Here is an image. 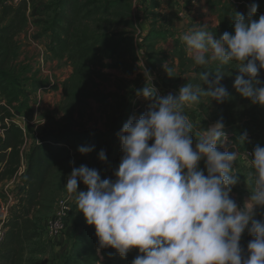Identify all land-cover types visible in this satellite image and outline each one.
I'll return each mask as SVG.
<instances>
[{"label":"rangeland","instance_id":"1","mask_svg":"<svg viewBox=\"0 0 264 264\" xmlns=\"http://www.w3.org/2000/svg\"><path fill=\"white\" fill-rule=\"evenodd\" d=\"M26 1V21L15 29L11 23L16 12H5L0 6V65L18 75L29 93L26 101L31 110L16 117L23 127L24 148L28 149L42 133L65 131L70 134L71 142L67 144L74 156L54 172L41 204L24 210L40 231L29 242L22 264H64L75 230L86 223L65 188L73 168L85 165L98 170L102 179L114 180V170L119 167L116 156L123 155L115 144L118 127L128 118L137 90L155 80L166 87L164 96L176 95L188 82L202 84L201 72H212L214 78L219 65L194 67L181 34L207 22L208 30L218 39L214 31L219 29L228 5L233 4L232 9L243 14L252 2L264 6V0H79L82 8L78 14L63 0ZM19 2L5 0L4 4L16 8ZM213 19L219 23L216 28L211 27ZM233 23L231 20V27ZM145 27L162 31L167 38L147 39ZM64 29L69 30L71 49L64 57L55 58L49 49L51 36L54 32L56 37L66 38ZM81 45L90 47L86 58L82 57ZM78 49L81 52L74 53ZM165 63H169L174 76L164 70ZM235 66L233 61L221 69L225 73L222 84L230 98L218 103L202 97L200 104L186 110L194 124L206 128L222 118L230 129L264 128V107L253 105L233 87L239 75ZM260 79L264 81V75L260 74ZM204 87L207 89V85ZM224 131L230 136L231 132ZM236 140L240 141L235 139L232 145H238ZM93 145L94 151L88 154L78 151L80 146ZM101 150H105L107 161L99 159ZM245 164L238 156L239 181L230 194L240 206L252 194L247 182L250 175L243 172ZM200 167L204 169L203 161ZM21 187L19 178L0 180V220L6 216V202L10 201L11 206L18 201ZM79 189L87 190V186L79 182ZM64 197L69 199L70 221L65 233L53 239L44 233L43 226L53 215L57 201ZM255 219L264 220V209L257 210ZM242 235L249 234L245 231Z\"/></svg>","mask_w":264,"mask_h":264},{"label":"clouds","instance_id":"2","mask_svg":"<svg viewBox=\"0 0 264 264\" xmlns=\"http://www.w3.org/2000/svg\"><path fill=\"white\" fill-rule=\"evenodd\" d=\"M258 8L252 3L247 16L235 12L234 32L219 39L207 22L181 34L194 67L219 65L214 78L212 72H201L202 84L188 82L176 95L161 97L149 83L137 90L151 103L118 133L123 155L114 180L102 179L98 170L85 165L68 175L69 199H75L86 223L95 227L98 249L111 247L121 258L138 249L131 264H264V220L255 219L257 210L264 209V146L246 153L252 194L240 206L230 196L239 181V153L226 148L223 119L204 128L186 115L202 97L218 103L230 98L221 69L233 61L239 70L236 92L264 107V14L255 19ZM163 67L174 76L169 63ZM145 76L148 81L147 71ZM246 139V133L239 138L242 143ZM94 149L80 146L78 151ZM98 155L107 161L105 150ZM79 182L87 190H80ZM245 231L253 237L246 254L240 243Z\"/></svg>","mask_w":264,"mask_h":264},{"label":"trees","instance_id":"3","mask_svg":"<svg viewBox=\"0 0 264 264\" xmlns=\"http://www.w3.org/2000/svg\"><path fill=\"white\" fill-rule=\"evenodd\" d=\"M5 0H0V6L5 12H16V19L11 23L12 29L26 21V10L28 2L20 0L18 6L4 4ZM67 1L68 8L77 13L82 8L79 0ZM238 1V0H237ZM240 1V0H239ZM257 3L258 2H252ZM255 19L264 14V6L260 3ZM233 4L227 6L225 14L215 35L219 39L224 32H234L230 26V21H234L235 12ZM249 7L246 8L247 16ZM226 17V15H228ZM66 38L56 37L52 33L49 49L55 58H62L64 54L71 49L68 40V31ZM147 39H166V33L162 31H151ZM82 53L87 57L88 46H83ZM120 46L116 47V50ZM80 53L81 50H74V53ZM113 52V50H112ZM89 54V53H88ZM77 57L80 55L75 54ZM264 75V69L260 70ZM28 90L21 83L20 77L13 71L0 65V120L4 124V137L0 138V180L19 178L22 184L18 195V201L15 210L5 222L6 234L0 244V264H22L24 252L30 241L39 234V227L30 217L24 215V210H32L41 204V198L45 188L50 183L54 172L70 161L74 156L72 148L67 143L71 142L70 134L62 131L58 133H42L28 149L24 148L25 135L21 127L14 122L17 113L24 114L31 110V105L27 103ZM7 122V124H6ZM226 125V124H225ZM91 143V142H89ZM150 144L152 141L149 142ZM24 166V173L19 177L18 173ZM72 248L65 258L64 264H131L132 260L139 254L138 249L131 250L127 258H121L115 249L109 247L98 249V238L95 234V227L83 223L75 230ZM245 254L247 244L251 236L242 235ZM1 260L2 263H1Z\"/></svg>","mask_w":264,"mask_h":264},{"label":"built area","instance_id":"4","mask_svg":"<svg viewBox=\"0 0 264 264\" xmlns=\"http://www.w3.org/2000/svg\"><path fill=\"white\" fill-rule=\"evenodd\" d=\"M16 2H19L20 0H15ZM152 86H154V88L157 90V93L159 96L163 97L165 95V89L166 87H164L163 85L159 84L157 81H153L151 83ZM151 102L149 100H147L143 95H135L132 100H131V111L130 114L128 116V118L122 123L120 124V126L118 127V131H117V139H116V146L118 148H120V150L122 151V146H121V141L119 138L118 133H120L123 125L129 120V118H136L138 119L139 116L143 113H145L148 110L149 104ZM20 114H17L16 117L19 118ZM14 119V122L16 123L17 126L22 127L21 123L16 119ZM4 124L1 120H0V138L4 137ZM7 124V122H6ZM231 137H236V138H240L242 135H244L245 133L247 134V139L242 143L240 142V146H235L233 145V147H237V151L239 153V157L242 159V161L245 163V156L246 153H251L252 150L255 148V146L260 145V146H264V128H256V129H239L238 127H233L231 128ZM24 173V166L21 167L18 176L20 177L22 174ZM10 201L8 203H6V216L5 218H3L2 220H0V244L3 241V239L5 238V234H6V227H5V222L8 219V217L13 213V211L15 210L16 204H17V200L14 201L11 206H10ZM70 204H69V199L64 197L61 198L57 201V203L55 204V209H54V213L53 215L44 223L43 229H44V233L46 235H48L49 237L53 238V239H58L61 235H63L65 233V231L68 228V223L70 221Z\"/></svg>","mask_w":264,"mask_h":264},{"label":"crops","instance_id":"5","mask_svg":"<svg viewBox=\"0 0 264 264\" xmlns=\"http://www.w3.org/2000/svg\"><path fill=\"white\" fill-rule=\"evenodd\" d=\"M215 22H216V20L213 19V20H212V25H211L212 28H216V27H217V26L215 27V24H217V22H216V23H215ZM214 30H215V29H214ZM144 31H145V35H147V34H148L149 32H151L152 30L149 31V30H147V28L145 27V30H144ZM225 128H226V126H225ZM225 128H224V130H225ZM225 133H226V132H225ZM227 136H228V138H229V143H231V144L228 143V144L226 145V148H227L228 151H233V149H232V148H233L232 143H234V142H235L234 140H235V139H238V138H236V137H230L228 134H227ZM236 142H237V140H236ZM237 144H238V145H236L237 147L240 146V142H239V141L237 142ZM221 150H225V149L222 148ZM116 157H119V158H117V159H119V160H118V165H119V164H120V161H121V158H122V155H117ZM251 171H252V170H251L250 168H248L247 165L245 164V167H243V172H245L246 175H250ZM112 172H113V171H112ZM6 203H8V201H7Z\"/></svg>","mask_w":264,"mask_h":264},{"label":"bare ground","instance_id":"6","mask_svg":"<svg viewBox=\"0 0 264 264\" xmlns=\"http://www.w3.org/2000/svg\"><path fill=\"white\" fill-rule=\"evenodd\" d=\"M227 132H232L230 128H225Z\"/></svg>","mask_w":264,"mask_h":264}]
</instances>
